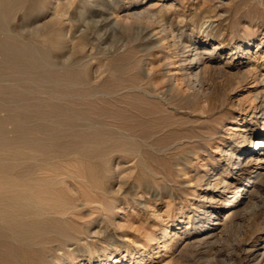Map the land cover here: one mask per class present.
<instances>
[{"label": "rangeland", "instance_id": "1", "mask_svg": "<svg viewBox=\"0 0 264 264\" xmlns=\"http://www.w3.org/2000/svg\"><path fill=\"white\" fill-rule=\"evenodd\" d=\"M22 4L23 7L19 5L21 9L16 7L9 13L7 21L3 23L9 30L2 27L0 35L3 37L5 32H9L5 34L8 39H15V44L23 41V45L16 44L18 54L26 58L40 54L49 62L46 68H35L37 72H41L38 75L31 69L32 63L24 61L23 64L16 60V67L4 70L0 75V90L2 88L3 91H0V101L3 102H0V228L2 224L4 226L0 229V264H249L239 253V249L244 241L253 248H264V178L262 182L255 181L259 185L256 191L243 196V191L239 192L236 198L238 212L233 223L216 243L189 245L182 239L181 233L190 230L193 219L203 204L211 206L201 199V194L205 193V181L202 180L217 172L223 176V171L231 168L223 166L231 158L229 155L225 156L223 150L229 144L238 146L242 142L231 136L233 131L227 133L226 126L231 123V118H244L249 125H255L257 133L260 132L259 115L252 113L250 107L254 93L251 90L259 88L261 84L247 79L237 86L241 73L240 76L212 75L209 76L212 82L208 77L209 92L205 95L196 92L181 80L182 70L178 61L185 48H181L176 36L181 34V39L187 41H206V47L221 42L223 48L221 54L217 55L220 66L228 61L231 51H239L241 44H252L250 56L256 57V60H250L255 62L260 74L264 72V42L258 48L255 46L264 32V0H24ZM152 4H156L155 9L151 8ZM127 6H137L140 10L147 8L152 13L138 20L132 18L127 23L116 24L114 20L117 15L120 16L122 9ZM206 20L212 23V28H206L207 33L204 32L206 25L202 24ZM170 26L175 32L174 38L165 30ZM6 35L4 39L7 38ZM159 38L162 40L158 41ZM20 58L22 57L19 55ZM234 62L232 59L224 67L232 68ZM58 67L63 68L60 71ZM61 77L70 86H66V83L49 85ZM28 80L32 82L31 86ZM39 80L42 83L38 84ZM229 85L231 89L237 87L233 89L234 92L229 89ZM17 88L20 90L17 91ZM48 88L52 91L47 92ZM56 89L58 90L55 91ZM162 91L165 102L152 96ZM57 92L60 94H56ZM230 94L238 99L235 102L239 106L234 107L235 104L228 98ZM66 95L69 97L66 98ZM87 95L91 97H85ZM94 95L96 96L93 97ZM32 99L34 101H30ZM45 109L48 110L44 111ZM50 120L51 124H48ZM9 122L12 126L8 125ZM17 122L19 125L15 124ZM115 122L121 125H115ZM108 126H113V130H108ZM87 128L89 129L86 130ZM65 129H68L67 133ZM39 136H42L41 139ZM111 137L114 142L116 140L115 143L111 142ZM126 138L131 139L129 141L132 145L128 142L127 146V141L124 142ZM24 139L27 141L24 142ZM120 142L126 147L120 145ZM243 143L251 148L248 139ZM149 146H155V149H150ZM14 152L17 154L13 155ZM16 156V159L13 158ZM18 159L22 161H17ZM117 161L122 169L116 175L114 169ZM22 167L24 169L20 170ZM16 169L21 172L18 174ZM21 176L25 177L22 181ZM15 177L19 179L16 180ZM195 178L199 181L197 186L194 185ZM248 178H253V174L248 176L244 173L240 177L241 184L245 185ZM253 180L250 179L251 182ZM16 191H25V196L26 193L28 196L25 198L30 197L31 202L39 203L40 208L37 204L33 206L37 205L39 209H36H42L41 212L38 213L29 204L27 206L25 202H30L29 199H17ZM231 191L233 190L226 191L214 204L215 210L226 207V200L232 196ZM36 194L42 196L40 199L46 200H40ZM246 195L251 198L247 199ZM39 214L42 215L38 216ZM9 218L23 221L28 227L26 232L22 235L14 234L12 227L16 222ZM212 220L214 217L207 216L204 223L211 225ZM96 231L99 233H95ZM10 236L13 240L9 239ZM13 241L20 244L16 245ZM14 254L17 255L16 261ZM203 254L206 255L203 257ZM228 254L235 258L227 261ZM253 263L262 264L263 261L261 263L260 260H254L250 264Z\"/></svg>", "mask_w": 264, "mask_h": 264}, {"label": "bare ground", "instance_id": "2", "mask_svg": "<svg viewBox=\"0 0 264 264\" xmlns=\"http://www.w3.org/2000/svg\"><path fill=\"white\" fill-rule=\"evenodd\" d=\"M23 1L24 0H0V32H2L1 30L6 26V24H4L5 26H3V23H4V21L6 20V18H7V16H9V13L14 9V8H16V7H19V5H21L22 3H23ZM27 1V0H26ZM31 3V2H30ZM38 3V2H37ZM23 5V4H22ZM21 5V6H22ZM25 5V4H24ZM155 5L156 4H152L151 5V8H154L155 7ZM20 6V7H21ZM19 7V9H21ZM23 7V6H22ZM150 7V6H149ZM170 8V7H169ZM122 9V8H121ZM155 9V8H154ZM16 10V9H15ZM14 12V11H13ZM116 12V11H115ZM114 12V13H115ZM149 13H152V11L151 10H149V9H147V8H143V9H141L140 10V8L139 7H137V6H127V7H124L123 9H122V14L120 15V16H118L117 15V19H115V17H114V21H115V23L116 24H119V23H127L128 22V20H130V19H141V18H143L144 16H147ZM159 13V14H158ZM157 14L158 15H160V12H158ZM12 15H13V13H12ZM154 15V14H153ZM115 16H116V14H115ZM149 16V15H148ZM161 16V15H160ZM162 17V16H161ZM164 19V18H163ZM148 20V19H147ZM7 21V20H6ZM133 21V20H132ZM136 21V20H135ZM8 22H10V21H8ZM134 22V21H133ZM149 22V21H148ZM158 23V22H157ZM165 23H163V25H164ZM202 24H205L206 26H205V28H204V32L205 33H207V29H210V28H212V23L210 22V21H208V20H206V21H204ZM128 25V24H127ZM3 27V28H2ZM40 27V26H39ZM159 27V26H158ZM165 27V26H164ZM162 28V27H161ZM165 28H167V27H165ZM207 28V29H206ZM5 29H7V30H9L8 28H6L5 27ZM157 29V28H156ZM44 30V29H43ZM47 30V29H46ZM52 30V29H51ZM162 30H163V28H162ZM165 30H168V32H169V35L171 34L172 35V37L174 38V30L171 28V26L168 28V29H165ZM203 30V29H202ZM4 31H6V30H4ZM159 31H160V29H159ZM41 32V31H40ZM40 32H37V33H40ZM47 32V31H46ZM6 33V32H5ZM3 34L4 36L7 34V33H9V32H7L6 34ZM12 33V32H11ZM163 33V32H162ZM50 34V33H49ZM14 36H16L15 34H13ZM36 35V34H35ZM161 35V34H160ZM165 35V34H164ZM167 35V34H166ZM2 35H0V37H1ZM3 36V37H4ZM8 35H6V37H7ZM39 36H40V34H39ZM42 37H43V35H41ZM52 36V35H51ZM3 37H1L3 40H1L0 39V57H1V59H0V75H1V73L5 70H7V69H9V70H11L12 69V67L14 68V67H16V65L18 64V63H16L15 61L17 60L18 62H21L22 61V63L24 62V61H28V62H30V64L32 63V68L31 69H33L34 70V72L36 71L37 72V69L35 70V68H38V67H40V66H44L45 68L48 66V62L49 61H47L46 60V58H44V57H42V56H40V54H39V56H27V58L24 56V55H22V54H18L17 53V50H18V46H16V44H19V43H16L15 44V42H14V40L15 39H8L9 37H7V38H3ZM12 37V36H11ZM18 37V36H17ZM16 37V39H20V38H17ZM44 37H47V36H44ZM49 37L50 36H48V39H49ZM12 38H14V37H12ZM169 38V37H168ZM176 38H178V41H179V45H181V48H185V50L183 51V50H181V51H183V52H181L180 54H181V57H180V60L178 61V65H179V68L182 70V74H181V80L185 83V85H187L189 88H191V89H194L196 92H198V93H200V94H203V95H205L207 92H209V90L207 89L208 88V86H209V81H208V77L209 76H214V75H217V76H222V75H226V74H230V76H232V75H239V73H241V76L238 78V79H240L238 82H236V85L238 86V84L240 83V82H242V81H245V80H247V79H251L253 82H256L257 83V81H259V83L261 84V86L259 87V88H255V89H253V90H251V91H253L254 93H253V96H252V98L253 99H251L252 101V106L250 107L251 108V112L252 113H255V114H258L259 115V124H260V132L259 133H257L256 132V130H255V125L253 124V126H251V125H249L248 123H246V121L244 120V118H241V119H237V117H232L231 118V123L229 124V125H225L226 126V130H227V133H228V131H230V132H232V137H235V138H238V139H240L242 142L238 145V146H232L231 144H229L228 146H227V149H225V150H223V152H224V154H225V156H227V155H229L230 157V159H228L226 162H224V164H223V166L224 167H229V166H231V168L230 169H226V170H224L223 171V173L225 174V175H223V176H221V174H219L218 172L217 173H215V174H212L211 176H209V177H207V178H205L204 176V178H205V180H202V181H205V188H204V190H205V193L203 192V194H201V199H202V201H207V202H209V204H211V206H205L204 204H203V206H201L200 207V209L198 210V213H197V216H195L194 217V219H193V222H192V224H191V228H190V230L188 229V230H185V231H183L182 233H181V237H182V239L183 240H185V241H187V242H185L186 244H192V243H197L198 245H201V244H204V245H208V244H213V243H216V241L218 240V238L226 231V229H227V227L228 226H230L232 223H233V219L235 218V216H236V214H237V209H236V207H237V205H238V201H236V198H237V196H239V192H242L243 191V193H242V196L244 195V194H249L251 191H253V190H255L256 191V189L257 188H259V185H256V184H258V183H255V181L257 180V181H259V182H262L261 180L264 178V72H262V73H260V74H258V72H259V70H258V68L256 67L257 65L255 64V62L253 63L250 59H253V60H256V57H252L251 58V56H250V51H249V49H250V45H252V44H249L248 46H244V44H241L239 47H238V49H239V51L238 52H236V53H233L232 51L230 52V54H229V56L227 57V62L223 65V66H220L219 65V63L220 62H218V57H217V55H220L221 54V49L223 48V46H222V44H221V42H217L216 44H213L211 47L209 46V47H206L207 46V43H206V41H197V40H185V39H181L182 38V35L181 34H177V36H176ZM38 39V38H37ZM44 39V38H43ZM42 39V40H43ZM164 39V38H163ZM41 40V41H42ZM47 40V39H46ZM160 40H162V38H159L158 39V41H160ZM183 40V41H182ZM41 41H39V42H41ZM53 41V40H52ZM171 41V40H170ZM22 43H20L21 45H23V41H21ZM26 42V41H25ZM27 42L29 43V41L27 40ZM36 42V41H35ZM34 42V43H35ZM208 42V41H207ZM264 42V32L261 34V37L259 38V41L256 43V46H255V48H258L262 43ZM44 43V42H43ZM45 43H46V41H45ZM171 43V42H170ZM182 43V44H181ZM19 44V45H20ZM32 44H33V41H32ZM37 44V43H36ZM35 44V45H36ZM25 45H27V44H25ZM45 45V44H44ZM43 45V46H44ZM47 45H49V41H48V44ZM171 45V44H170ZM178 45V46H179ZM28 47H29V45H27ZM26 46V47H27ZM37 46V45H36ZM35 46V47H36ZM160 46H161V44H160ZM172 46V45H171ZM176 46V45H175ZM23 47H25V46H23ZM22 46H21V48H23ZM40 47H42V46H40ZM33 48V49H32ZM32 50H34L35 48H34V46H32ZM43 48H45V46L43 47ZM53 48H54V46H53ZM26 49V48H25ZM28 49V48H27ZM30 49V48H29ZM38 49H40V48H38ZM51 49V48H50ZM178 49V48H177ZM180 49V48H179ZM31 50V51H32ZM36 50V49H35ZM34 50V51H35ZM52 50V49H51ZM20 51V50H19ZM30 51V50H29ZM39 51V50H38ZM41 51V50H40ZM39 51V52H40ZM42 51H43V49H42ZM178 51V50H177ZM176 51V52H177ZM50 52V51H49ZM44 53H46V51L44 52ZM44 53H43V55H44ZM24 54V53H23ZM27 54V53H26ZM47 54V53H46ZM45 54V56L47 57V55ZM19 55L22 57V58H20L19 59ZM176 55V54H175ZM180 56V55H179ZM255 56V55H254ZM232 59H233V61L235 60V62H234V65L232 66V68H226V67H224V66H228L229 64H230V62L232 61ZM177 60V59H176ZM177 62V61H176ZM16 63V64H15ZM23 64H25V63H23ZM52 65V64H51ZM53 66V65H52ZM57 66V65H56ZM177 66V65H176ZM24 67V66H23ZM22 68V67H21ZM43 68V67H42ZM45 68H43V69H45ZM61 68H63V67H61ZM61 68H59L58 67V69L60 70ZM17 69V68H16ZM16 69H14V71L16 70ZM18 69H19V67H18ZM29 69V68H28ZM43 69H41L42 71H43ZM52 69V68H51ZM58 69H57V71H58ZM66 69V68H65ZM30 70V69H29ZM56 70V69H55ZM67 70V69H66ZM71 70V69H70ZM73 70V69H72ZM151 70V69H150ZM235 71V72H232V71ZM32 71V70H31ZM40 71V70H39ZM45 71V70H44ZM43 71V72H44ZM61 71V70H60ZM242 71V72H241ZM262 71H264V70H262ZM116 72V71H115ZM114 72V73H115ZM6 73V72H5ZM22 73V72H21ZM38 73V75H39V73H41V72H37ZM63 73V72H62ZM70 73V72H69ZM114 73H112L111 72V74H114ZM7 74V73H6ZM5 74V75H6ZM10 74V73H9ZM13 74V73H12ZM18 74H19V72H18ZM17 74V75H18ZM29 74V73H28ZM43 74V73H42ZM47 74V73H46ZM65 74V73H64ZM68 74V73H67ZM116 74V73H115ZM118 74V73H117ZM5 75H3V76H5ZM8 75V74H7ZM21 75V74H20ZM27 75V74H26ZM30 76L32 75V74H29ZM34 75V74H33ZM36 75V74H35ZM34 75V76H35ZM44 75V74H43ZM48 75V74H47ZM47 75H46V77H47ZM55 76V75H54ZM119 76V75H118ZM10 77H12V76H10ZM123 77V76H122ZM216 77V76H215ZM0 78H2V77H0ZM5 78V77H4ZM7 78H9V76L7 77ZM16 79H17V77H15ZM25 78V77H24ZM24 78H22V79H24ZM40 78H42V77H40ZM39 78V79H40ZM51 78V77H50ZM218 79H219V77H217ZM223 78V77H222ZM260 78V79H259ZM15 79V80H16ZM34 79V78H33ZM33 79H32V81H33ZM37 79H38V77H37ZM53 79V78H52ZM51 79V80H52ZM116 79H117V77H116ZM211 79L212 78H210L209 77V80H210V82H212L211 81ZM259 79V80H258ZM42 80H44V79H42ZM49 80V79H48ZM51 80H50V82H51ZM57 81L55 82V80H54V82H52V83H50L49 85H51V84H53V83H66V86L67 85H69L70 86V84L68 83V82H65V80H63L62 79V77L61 78H57L56 79ZM175 80H176V78H175ZM179 80V79H178ZM36 81V80H35ZM45 81V80H44ZM53 81V80H52ZM66 81H68V80H66ZM70 81V80H69ZM76 81V80H75ZM180 81V80H179ZM181 81V82H182ZM208 81V82H207ZM229 81V80H228ZM2 81H0V83H1ZM8 82V81H7ZM9 82H11V81H9ZM17 82V81H16ZM27 82H29L30 83V86H31V84H32V82H30L29 80L27 81ZM40 80H39V83L38 84H40ZM71 82V81H70ZM125 82V81H124ZM182 82V83H183ZM219 82H221V81H219ZM232 82V81H231ZM235 82V81H234ZM248 82V81H247ZM35 83V82H34ZM42 83V82H41ZM46 82H44L43 84H44V86L46 85L45 84ZM97 83V82H96ZM96 83H94V84H96ZM214 83H216V82H214ZM5 84H6V81H5ZM20 84V83H19ZM25 84H27L26 82H25ZM36 84V83H35ZM34 84V86H37V85H35ZM74 84V83H73ZM76 84V83H75ZM74 84V85H75ZM88 84H90V83H88ZM120 84V83H119ZM216 84H219V83H216ZM231 84V83H230ZM233 85H235L234 83H232ZM247 84V83H246ZM255 84V83H254ZM1 85V84H0ZM15 85H16V83H15ZM24 85V84H23ZM81 85H82V83H81ZM91 85V84H90ZM97 85V84H96ZM96 85H94V86H96ZM179 85V84H178ZM184 85V86H185ZM240 85V84H239ZM256 85V84H255ZM258 85V84H257ZM10 86V85H9ZM41 86V85H40ZM53 86H55L56 87V85H53ZM63 86H65V85H63ZM63 86H62V88H63ZM79 86V85H78ZM85 86H87V85H85ZM111 86V85H110ZM224 86V85H223ZM230 86V85H229ZM252 86V85H251ZM3 87V86H2ZM18 87V86H17ZM20 87V86H19ZM18 87V88H19ZM28 87H29V85H28ZM33 87V86H32ZM57 87H60V85L59 86H57ZM88 87H89V85H88ZM91 87V86H90ZM97 87V86H96ZM170 87H172V86H170ZM211 87V86H210ZM217 87H219V85H217ZM244 87V86H243ZM256 87V86H255ZM8 88V87H7ZM15 88V87H14ZM17 88V91L18 90H20V89H18ZM21 88V87H20ZM46 88V87H45ZM45 88H43V89H45ZM70 88V87H69ZM73 88V87H72ZM108 88V87H107ZM134 88V87H133ZM132 88V89H133ZM235 88H237L236 86H235ZM235 88H232L231 89V86L229 87V89H231L232 90V92H234L233 91V89H235ZM8 89H10V88H8ZM29 89H31V88H29ZM28 89V90H29ZM37 89H38V87H37ZM36 89V90H37ZM41 89V88H40ZM49 89V88H48ZM65 90H66V88H64ZM91 89V88H90ZM97 89V88H96ZM102 89V88H101ZM116 89V88H115ZM139 89V88H138ZM7 90V89H6ZM13 90V89H12ZM21 90H22V88H21ZM27 90V89H26ZM26 90H24V91H26ZM46 90V89H45ZM58 89H56L55 91H57ZM118 90V89H117ZM190 90V89H189ZM214 90V89H213ZM230 90V91H231ZM250 90V89H249ZM0 91H2V88H1V90ZM4 91H5V89H4ZM24 91H22V93H24ZM41 91H43V90H41ZM52 91V90H51ZM50 91V89H49V91H47V92H51ZM61 91V90H60ZM73 91H74V88H73ZM94 91V90H93ZM101 91V90H100ZM103 91V90H102ZM108 91V90H107ZM134 91V90H133ZM169 91V90H168ZM192 91V90H191ZM217 91V90H216ZM229 91V92H230ZM3 92V91H2ZM21 92V91H20ZM20 92H18V94L20 93ZM61 92H64V91H61ZM72 92V91H71ZM76 92V91H75ZM81 92V91H80ZM96 92V91H95ZM105 92V91H104ZM121 92H122V90H121ZM142 92H143V90H142ZM147 91H145V93H146ZM167 92V91H166ZM218 92V91H217ZM250 92V91H249ZM13 93V92H12ZM17 93V92H16ZM16 93H15V95H16ZM28 93V92H27ZM39 93V92H38ZM38 93H36V94H38ZM54 93V92H53ZM52 93V94H53ZM60 94V92H57L56 94ZM68 93V92H67ZM70 93V92H69ZM68 93V94H69ZM74 93V92H73ZM118 93V92H117ZM116 92H115V94H117ZM152 93V92H151ZM171 93V92H170ZM228 92H226V94H227ZM29 94H30V92H29ZM35 94V93H34ZM55 94V95H56ZM58 94V95H59ZM67 94V95H68ZM77 94V93H76ZM95 94V93H94ZM103 94H105V93H103ZM114 94V95H115ZM229 94V93H228ZM233 94V93H232ZM249 94H252L251 92L249 93ZM25 95V94H24ZM43 95V94H42ZM62 95V94H61ZM66 95V98H68L69 96H67ZM70 95V94H69ZM92 95V94H91ZM112 94H110V96H111ZM118 95V94H117ZM148 95V94H147ZM146 94H145V96H147ZM150 95V94H149ZM163 95H164V92L162 91V92H160L159 94H152V96L153 97H155V99L157 98L159 101L160 100H163ZM208 95V94H207ZM206 95V96H207ZM218 95V94H217ZM1 96V95H0ZM39 96V95H38ZM44 96H45V94H44ZM53 96V95H52ZM65 96V95H64ZM77 96V95H76ZM79 96V95H78ZM77 96V97H78ZM96 95H94L93 97H95ZM100 96V95H99ZM105 96H106V94H105ZM109 96V95H108ZM211 96V95H210ZM225 96V95H224ZM228 96V95H227ZM12 97V96H11ZM37 97V96H36ZM61 97V96H60ZM70 97H72V96H70ZM79 97H81V95L79 96ZM78 97V98H79ZM85 97H91V96H85ZM84 97V98H85ZM98 97V96H97ZM102 97H104V96H102ZM226 97V96H225ZM1 98V97H0ZM28 98V97H27ZM46 98H47V96H46ZM49 98V100L51 99L50 97H48ZM47 98V99H48ZM56 98V97H55ZM65 98V97H64ZM65 98V99H66ZM83 98V99H84ZM147 98V97H146ZM200 98H202V97H200ZM205 98V97H204ZM228 98H230V100H231V103L232 104H235V106L234 107H237L236 105H238L239 106V104H237L238 102H235V100H238V99H235V96L234 95H229V97ZM18 99V98H17ZM53 99V98H52ZM58 99V98H57ZM73 99V98H72ZM81 99V98H80ZM86 99V98H85ZM92 99V98H91ZM110 99V98H109ZM111 99H112V97H111ZM203 99V98H202ZM209 99V98H208ZM1 100V99H0ZM27 100V99H26ZM37 100V99H36ZM40 100V99H39ZM55 100V99H54ZM61 100V99H60ZM82 100V99H81ZM201 100V99H200ZM204 100V99H203ZM207 100V99H206ZM20 101V100H19ZM28 101V100H27ZM30 101H34L33 99L32 100H30ZM43 101V100H42ZM46 101V100H45ZM51 101V100H50ZM61 101H63V99L61 100ZM76 101V100H75ZM110 101V100H109ZM164 101V100H163ZM197 101V100H196ZM229 101V100H228ZM243 101V100H242ZM241 101V102H242ZM1 102V101H0ZM6 102V101H5ZM21 102V101H20ZM48 102V101H47ZM56 102H58V101H56ZM71 102V101H70ZM165 102V101H164ZM1 103H3V102H1ZM23 103V102H22ZM38 103V102H37ZM37 103H34V104H37ZM42 103V102H41ZM67 103V102H66ZM72 103V102H71ZM70 103V104H71ZM81 103H82V101H81ZM108 103V102H107ZM110 103H112V102H110ZM228 103V102H227ZM230 103V104H231ZM10 104V103H9ZM16 104V103H15ZM50 104V103H49ZM63 104V103H62ZM78 104V103H77ZM5 105V104H4ZM19 105V104H18ZM40 105V104H39ZM80 105H82V104H80ZM164 105V104H163ZM12 106V105H11ZM38 106V105H37ZM63 106H65V105H63ZM62 106V107H63ZM70 106V105H69ZM77 106V105H76ZM232 106V105H231ZM242 106V105H241ZM14 107H15V105H14ZM17 107V106H16ZM22 107H24V105L22 106ZM40 107V106H39ZM49 106H47V108H48ZM78 107V106H77ZM233 107V106H232ZM1 108V107H0ZM4 108V107H3ZM25 108H26V106H25ZM28 108V107H27ZM26 108V109H27ZM30 108V107H29ZM239 108V107H238ZM249 108V107H248ZM20 109H21V107H20ZM24 109V108H23ZM31 109V108H30ZM35 109H37V108H35ZM39 109V108H38ZM44 109V108H43ZM60 109V108H59ZM96 109V108H95ZM146 109V108H145ZM8 110V109H7ZM34 110V109H33ZM40 110V109H39ZM48 110V109H47ZM46 109L44 110V111H47ZM54 110V109H53ZM127 110V109H126ZM6 111V110H5ZM12 111V110H11ZM36 111V110H35ZM42 111V110H41ZM51 111V110H50ZM75 111V110H74ZM78 111V110H77ZM76 111V112H77ZM90 111V110H89ZM131 111V110H130ZM129 111V112H130ZM256 111V112H255ZM18 112H19V110H18ZM23 112H25V111H23ZM38 112V111H37ZM37 112H36V114H37ZM117 112H119V111H117ZM135 112V111H134ZM10 113V111L8 112V114ZM79 113V112H78ZM91 113V112H90ZM112 113V112H111ZM22 114V113H21ZM20 114V115H21ZM26 114V113H25ZM41 114V113H40ZM44 114V113H43ZM49 114V113H48ZM110 114V113H109ZM136 114V113H135ZM243 114V113H242ZM11 115H12V113H11ZM11 115H9V116H11ZM17 115V114H16ZM15 115V116H16ZM39 115V114H38ZM90 115H92V114H90ZM96 115V114H95ZM120 115V114H119ZM24 115H22V117H23ZM31 116V115H30ZM37 116V115H36ZM54 116V115H53ZM87 116H89V114H87ZM113 116V115H112ZM7 116L5 115V117L4 118H6ZM25 117V116H24ZM35 117V116H34ZM42 117H43V115H42ZM49 117V116H48ZM134 117V116H133ZM146 117V116H145ZM37 118V117H36ZM55 118V117H54ZM58 118H59V116H58ZM79 118V117H78ZM95 118V117H94ZM131 118V117H130ZM248 118V117H247ZM246 118V119H247ZM15 119H16V117H15ZM37 119H39V118H37ZM133 119V118H132ZM250 119V118H249ZM4 120V119H3ZM45 121V123H47L46 122V119H44ZM48 120H49V118H48ZM47 120V121H48ZM79 120V119H78ZM90 120V119H89ZM98 120V119H97ZM129 120H131V119H129ZM251 120V119H250ZM5 121V120H4ZM12 121V120H11ZM33 121V120H32ZM35 121V120H34ZM43 121V120H42ZM135 121V120H134ZM141 121V120H140ZM148 121H150V120H148ZM8 122V121H7ZM16 122V121H15ZM28 122V121H27ZM104 122V121H103ZM111 122V121H110ZM121 122V121H120ZM130 122V121H129ZM128 122V123H129ZM132 122H133V120H132ZM155 121L153 120V123H154ZM22 123V122H21ZM39 123V122H38ZM43 123V122H42ZM79 123V122H78ZM105 123V122H104ZM113 123V122H112ZM119 123V122H118ZM123 123V122H122ZM125 124H127V122H124ZM142 123V122H141ZM156 123V122H155ZM255 123H256V121H255ZM11 123L9 122V124L8 125H10ZM14 124V123H13ZM15 124H18V122L17 123H15ZM28 124V123H27ZM40 124V123H39ZM48 124H51V120H50V123H48ZM88 124V123H87ZM91 124V123H90ZM109 124V123H108ZM130 124V123H129ZM134 124V123H133ZM138 124V123H137ZM145 124V123H144ZM143 124V125H144ZM159 124V123H158ZM160 124H162V123H160ZM163 124H165V122L163 123ZM0 125H2V124H0ZM19 125V124H18ZM29 125V124H28ZM27 125V126H28ZM45 124H43V126H44ZM57 125H58V123H57ZM67 125H69V124H67ZM115 125H121L120 123L119 124H116V122H115ZM131 125V124H130ZM139 125V124H138ZM221 125V124H220ZM3 126H5V125H3ZM10 126H12V125H10ZM14 126V125H13ZM22 126V125H21ZM27 126H24V127H27ZM56 125H54V127H55ZM90 126V125H89ZM135 126V125H134ZM161 126V125H160ZM37 127V126H36ZM50 127V126H49ZM65 127V126H64ZM78 126H76V128H77ZM98 127V126H97ZM100 127V126H99ZM105 127V126H104ZM113 127V126H112ZM111 127V128H112ZM137 127V126H136ZM140 127V126H139ZM138 127V128H139ZM158 127V126H157ZM162 127V126H161ZM4 128V127H3ZM22 128V127H21ZM46 128H48V127H46ZM66 128H68V127H66ZM73 128H75V127H73ZM79 128V127H78ZM100 128H102V127H100ZM106 128V127H105ZM109 126H108V130H110L111 129ZM114 128H116V127H114ZM135 128V127H134ZM222 128V127H221ZM241 128V129H240ZM30 129V128H29ZM72 129V128H71ZM70 128H69V130H71ZM79 129H82V127H80ZM89 128H87L86 130H88ZM119 129H120V126H119ZM122 129V128H121ZM26 130H27V128H26ZM38 130V128H36V130L35 131H37ZM66 130H68V129H65L64 131L66 132ZM84 130V129H83ZM86 130H84V131H86ZM92 130H93V128H92ZM111 130H113V129H111ZM223 130H225V129H223ZM23 131V130H22ZM30 131H32V130H30ZM45 131V130H44ZM60 131V133H61V129L59 130ZM94 131V130H93ZM116 131V130H115ZM122 131V130H121ZM120 131V132H121ZM136 131V130H135ZM134 131V132H135ZM217 131V130H216ZM27 131H25V133H26ZM46 132V131H45ZM54 132V131H53ZM68 132V131H67ZM66 132V133H67ZM72 132H74V131H72ZM78 132V131H77ZM82 132V131H81ZM98 132V131H97ZM103 132H105V131H103ZM120 132L118 133V134H120ZM15 132L13 131V134H14ZM24 133V132H23ZM22 133V134H23ZM49 133V132H48ZM50 133H51V131H50ZM49 133V134H50ZM58 133V132H57ZM62 133H64L63 131H62ZM122 133H124L123 131H122ZM150 133H151V131H150ZM217 133V132H216ZM29 134V133H28ZM127 134H129V133H127ZM127 134H126V136H127ZM214 134V133H213ZM226 134V133H225ZM35 135H37L36 133H35ZM53 135V134H52ZM63 135V134H62ZM66 135V134H65ZM68 135V134H67ZM77 135V134H76ZM81 135V134H80ZM93 135H94V133H93ZM133 135H134V133H133ZM151 135H152V133H151ZM30 136V135H29ZM38 136V135H37ZM55 136V135H54ZM64 136V135H63ZM72 136V135H71ZM74 136V135H73ZM84 136V135H83ZM104 136H106L105 134H104ZM113 136H115V135H113ZM116 136H118V135H116ZM120 137H121V134L119 135ZM125 136V135H124ZM123 136V137H124ZM218 136V139H219V135H217ZM32 137V136H31ZM40 137V139H41V137L42 136H39ZM44 137V136H43ZM67 137V136H66ZM75 137V136H74ZM93 137V136H92ZM101 137V136H100ZM110 137V136H109ZM108 137V138H109ZM133 137V136H132ZM131 137V138H132ZM135 137V136H134ZM133 137V138H134ZM210 137H212V136H210ZM15 138V137H14ZM22 138V137H21ZM29 138V137H28ZM53 138V137H52ZM56 138V137H55ZM107 138V139H108ZM112 138L113 137H111V142L113 143L114 141L112 140ZM122 138V137H121ZM125 138V137H124ZM129 138H130V136H129ZM128 138V140H127V138H126V140L124 141V142H126L127 141V146H128V142H129V144L131 143V141H129V140H131V139H129ZM135 138H137V137H135ZM147 138V137H146ZM150 138V137H149ZM148 138V139H149ZM213 138V137H212ZM25 139H26V137H25ZM23 140L24 142H26L27 140ZM32 139V138H31ZM31 139H28L29 141L31 140ZM35 139H37L36 137H35ZM46 139V138H45ZM48 139V138H47ZM95 139V138H94ZM117 139L119 140V141H121L122 142V139L120 140L118 137H117ZM142 139V138H141ZM148 139H146V140H148ZM232 139V138H231ZM246 139H248V143H251V148H248V147H246V145L243 143ZM253 139H255V140H253ZM14 140V139H13ZM50 140V139H49ZM117 140V141H118ZM135 140V139H134ZM143 140V139H142ZM44 141V140H43ZM43 141H39V142H43ZM107 141H109V140H107ZM106 141V143H109V142H107ZM136 141V140H135ZM222 141V140H221ZM1 142V141H0ZM12 142H15V141H12ZM31 142H32V140H31ZM33 142H36V141H33ZM105 142V141H104ZM115 142H116V140H115ZM114 142V143H115ZM120 142V143H121ZM134 142V141H133ZM146 142V141H145ZM220 142V141H219ZM3 143V142H2ZM45 143V142H44ZM51 143V142H50ZM105 143V144H106ZM119 143V144H120ZM143 142L141 141V144H142ZM13 144H15V143H13ZM13 144H11L12 145V147H13ZM42 144V143H41ZM73 144V143H72ZM85 144H87V143H85ZM104 144V143H103ZM103 144H101V145H103ZM104 144V145H105ZM144 144V143H143ZM27 144H25V146H26ZM28 145H30V144H28ZM34 145V144H33ZM36 145V144H35ZM34 145V146H35ZM52 145V144H51ZM54 145H55V143H54ZM77 145V144H76ZM92 145V144H91ZM99 145V144H98ZM120 145H122V143L120 144ZM130 145H132V144H130ZM145 145V144H144ZM150 145V144H149ZM0 146H1V144H0ZM3 146H4V143H3ZM15 146V145H14ZM24 146V145H23ZM23 146H21V147H23ZM24 146V147H25ZM31 146H32V144H31ZM30 146V147H31ZM82 146H85V145H82ZM81 146V147H82ZM89 146V145H88ZM95 146H97V145H95ZM122 146H124V143H123V145ZM151 146V145H150ZM149 146V147H150ZM2 147V146H1ZM0 147V150L2 149ZM5 147V146H4ZM23 147V148H24ZM36 147H37V145H36ZM38 147H40V146H38ZM48 147V146H47ZM99 147V146H98ZM97 147V148H98ZM124 147H126V145L124 146ZM146 147H148V145L146 144ZM170 147V146H169ZM208 147H210V146H208ZM6 148V147H5ZM29 148V147H28ZM45 148V147H44ZM78 148H80V147H78ZM87 148H89V147H87ZM96 148V147H95ZM138 148V147H137ZM152 147H150V149H151ZM171 148V147H170ZM17 150H19L18 149V147L16 148ZM27 149V148H26ZM30 149H32V148H30ZM46 149V148H45ZM83 149V148H82ZM84 149H85V147H84ZM94 149V148H93ZM153 150L155 149V146H154V148H152ZM157 149V148H156ZM24 150V149H23ZM29 150V149H28ZM33 150H36V148H34ZM32 150V151H33ZM37 150H39V149H37ZM48 150V149H47ZM86 150H89V149H86ZM135 150V149H134ZM2 151V150H1ZM25 151V150H24ZM30 151V150H29ZM44 151V150H43ZM161 151V150H160ZM162 151H163V149H162ZM205 151V150H204ZM23 152V151H22ZM35 152V151H34ZM157 152H159V150L157 151ZM24 153V152H23ZM162 153V152H161ZM15 154H17V153H13V155H15ZM25 154V153H24ZM35 154V153H34ZM38 154V153H37ZM21 156H23V155H21ZM35 157V156H34ZM184 157V156H183ZM198 157V156H197ZM13 158H17V156L16 157H13ZM36 158V157H35ZM35 158L34 159H32V160H35ZM228 158V157H227ZM186 160V159H185ZM1 161V160H0ZM3 161V160H2ZM15 161V160H14ZM17 161H22V159L21 160H17ZM17 161H15V162H17ZM24 161H26L25 159H24ZM108 161V160H107ZM183 161V160H182ZM3 162H5V161H3ZM181 163V162H180ZM184 163V162H183ZM22 164V163H21ZM20 164V165H21ZM119 162L117 161V166H116V169H114V170H116V175H117V173L119 174V169H122V166H121V164H120V166H121V168H119ZM1 165V164H0ZM4 165H6V164H4ZM19 165V164H18ZM17 165V169L19 168V166ZM7 166V165H6ZM5 166V167H6ZM186 166V165H185ZM187 167V166H186ZM16 169V170H17ZM22 169H24L23 167L20 169V170H22ZM19 170V169H18ZM17 170V172H18V174L21 172V171H18ZM113 170V171H114ZM124 170V169H123ZM23 171H25V170H23ZM28 171V170H27ZM122 171V170H121ZM120 171V172H121ZM219 171V170H218ZM7 172V171H6ZM26 172V171H25ZM29 172V171H28ZM27 172V173H28ZM213 172V171H212ZM222 172V171H221ZM244 173H246L248 176H250L251 174H253V178H248L249 180L247 181V182H245L244 184L245 185H243V184H241V182H240V177L244 174ZM4 174V173H3ZM115 174V173H114ZM11 175V174H10ZM13 175V174H12ZM28 176H29V174H27ZM111 175V174H110ZM206 175V174H205ZM15 176V175H14ZM22 177V176H21ZM23 178H25V177H22L21 178V181L23 180ZM15 179L16 180H18L19 178H16L15 177ZM250 179L252 180V179H254L252 182L250 181ZM15 181V180H14ZM14 181H11V182H14ZM20 181V182H21ZM189 181V180H188ZM5 182V181H4ZM123 182V181H122ZM264 182V181H263ZM22 183V182H21ZM25 183V182H24ZM190 183V182H189ZM194 185H199V181H198V178H195L194 179ZM27 184V183H26ZM5 185H7V184H5ZM10 185V184H9ZM9 185L7 186V187H9ZM22 185V184H21ZM29 185V184H28ZM40 185V184H39ZM38 185V186H39ZM188 185V184H187ZM189 185H191V184H189ZM188 185V186H189ZM42 186V185H41ZM195 186V187H196ZM1 187H5V186H1ZM25 187V186H24ZM23 187V188H24ZM35 187V186H34ZM30 188V187H29ZM48 188V187H47ZM9 189V188H8ZM13 190H15L14 188H12ZM11 189V190H12ZM16 189H18V188H16ZM20 189V188H19ZM32 189V188H31ZM31 189H29L30 191H31ZM35 189V188H34ZM211 189H213V190H211ZM264 189V188H263ZM2 190H4V189H2ZM1 190V191H2ZM229 190H233V191H231V193H232V196H230L229 197V199H227L226 200V207H224L223 209H220L219 211H217V210H215V205L214 204H216V202H218L219 201V199L224 195V193L226 192V191H229ZM21 191V190H20ZM18 192V191H16V194H15V196L17 197V199H23V198H25V197H28L27 196V193H26V196H25V191H23V192ZM46 191V190H45ZM51 191V190H50ZM258 191V190H257ZM259 191H261V189L259 190ZM28 192V191H27ZM2 193V192H1ZM47 193V192H46ZM257 193V192H256ZM255 193V194H256ZM7 194V193H6ZM24 194V195H23ZM258 194V193H257ZM29 195V194H28ZM35 195V194H34ZM37 195L38 194H36V197H37ZM43 195V194H42ZM116 195V194H115ZM254 195V194H253ZM260 195V194H259ZM258 195V196H259ZM39 196V195H38ZM45 196V195H44ZM247 196V199H250L251 198V196L250 195H246ZM1 197V196H0ZM42 197V196H41ZM40 196H39V199L41 198ZM231 198H233V200H231L230 201V199ZM256 198V197H255ZM254 198V199H255ZM3 199V198H2ZM27 199H31L30 197L29 198H27ZM26 198H25V200H27ZM45 198H43V199H40V200H44ZM200 199V198H199ZM4 200V199H3ZM25 200H23L22 202H25ZM46 200V199H45ZM44 200V201H45ZM7 201V200H6ZM4 202V201H3ZM10 202V201H9ZM30 202H31V200H30ZM30 202H25V203H27V206H28V204L30 205V207L31 206H33V204H37V202L36 203H34V201H32L31 202V204H30ZM248 202H250V201H248ZM10 203H12V202H10ZM45 203V202H44ZM241 203V202H240ZM251 203V202H250ZM12 205V204H11ZM20 205V204H19ZM38 206H39V208H40V204L38 203L37 204ZM37 205H35V206H37ZM42 205H44V204H42ZM41 205V206H42ZM24 206V205H23ZM22 206V207H23ZM35 206H33V207H31L32 209H36V208H38V206L37 207H35ZM198 206V205H197ZM27 208H29V207H27ZM38 208V209H39ZM41 208H43V206L41 207ZM239 208V207H238ZM6 209H9V208H6ZM21 209H23V208H21ZM32 209H29L30 211H32ZM38 209H36V211H38ZM27 210V209H26ZM42 210V209H41ZM41 210H39L38 211V213L39 212H41ZM46 210V209H45ZM45 210H43L45 213L47 212V211H45ZM240 210H241V208H240ZM36 211H35V213H36ZM43 212V213H44ZM6 213V212H5ZM9 215V214H8ZM29 215V214H28ZM32 215H34V214H32ZM36 215V214H35ZM40 215H42V214H39L38 216H40ZM46 215V214H45ZM16 216H18V215H16ZM182 216V215H181ZM207 216L208 217H214V220H212L211 222H212V224L211 225H209V224H205L204 222L206 221V219H207ZM9 217V216H8ZM193 218V217H192ZM8 219V218H7ZM10 219V218H9ZM17 219V218H16ZM19 219V218H18ZM189 219V218H188ZM237 219V218H236ZM12 220H14V222H16V223H14L13 224V227H12V232L14 233V234H18V235H22L23 233H25L26 232V230H27V228L28 227H26V224L22 221V222H18L17 220H15V219H12ZM11 219H10V221H12ZM1 221V220H0ZM21 221V220H20ZM26 221V220H25ZM188 222H189V220H188ZM33 224V223H32ZM35 224V223H34ZM1 225V224H0ZM5 225V224H4ZM39 225V224H38ZM44 225V224H43ZM52 225V224H51ZM49 226V225H48ZM47 226V227H48ZM2 228L4 227L3 226V224H2V226H1ZM2 228H0V229H2ZM6 228V227H5ZM187 228V227H186ZM48 229H50L49 227H48ZM263 230V234H264V228L262 229ZM4 231H7V230H4ZM46 232V231H45ZM36 233V232H35ZM95 233H99V231H96ZM5 234H7V233H5ZM10 235H13V234H11V232L9 233ZM165 234V233H164ZM37 235V234H36ZM224 235V234H223ZM222 235V236H223ZM261 235V234H260ZM179 236V235H178ZM222 236H221V238H222ZM11 236H10V240H11ZM177 239V238H176ZM12 240H13V238H12ZM15 240H17V239H15ZM4 242V241H3ZM12 242V241H11ZM14 242V241H13ZM23 243H24V241H22ZM240 242H242V241H240ZM15 243V242H14ZM13 243V244H14ZM22 243V244H23ZM16 244V243H15ZM18 245L20 244L19 242L17 243ZM16 244V245H17ZM25 244V243H24ZM237 244H240V243H237ZM249 244V243H248ZM215 245V244H214ZM22 246V245H21ZM28 246V245H27ZM26 246V247H27ZM174 246V245H173ZM194 246V245H193ZM193 246H191V247H193ZM219 246V245H218ZM235 246V245H234ZM237 246V245H236ZM18 246H16V248H17ZM20 247V246H19ZM200 247V246H199ZM181 248V247H180ZM202 248V247H201ZM236 248V247H235ZM239 248V247H238ZM1 249H3V248H1ZM179 249V248H178ZM199 249V248H198ZM233 249V248H232ZM16 250H18V249H16ZM183 250V249H182ZM15 251V250H14ZM203 251V250H202ZM238 251V250H237ZM199 253V252H198ZM215 253V252H214ZM231 253V252H230ZM235 253V252H234ZM237 253V252H236ZM239 253H241L242 255H243V257L246 259V261L250 264L251 262H254V260H260L261 261V263H262V261H263V263H264V248H261V249H256V248H253L252 246H250V245H246V243H245V241L243 242V244H241L240 245V249H239ZM202 254V253H201ZM200 254V255H201ZM4 255V254H3ZM16 254H14V256H15ZM198 255V254H197ZM206 254H203V257L205 256ZM210 255V254H209ZM236 255V254H235ZM237 255H238V253H237ZM236 255V256H237ZM14 256H13V258H14ZM193 256H195V255H193ZM240 256V255H239ZM7 257H10V256H7ZM16 257H17V255L15 256V261H16ZM198 257V256H197ZM194 258H196V257H194ZM200 258V257H199ZM212 258V257H211ZM214 258V257H213ZM232 258H235V257H233L232 256V254H228V256H227V261L228 260H231ZM238 258V257H237ZM190 259V258H189ZM201 259H202V257H201ZM241 260H242V258H241ZM196 261V260H195ZM207 261H208V258H207ZM236 261V260H235ZM234 261V262H235ZM243 261V260H242ZM231 262H233V260L231 261ZM239 262V261H238ZM237 262V263H238ZM227 263V262H226ZM262 263V264H263ZM254 264V263H253ZM260 264V263H259Z\"/></svg>", "mask_w": 264, "mask_h": 264}]
</instances>
